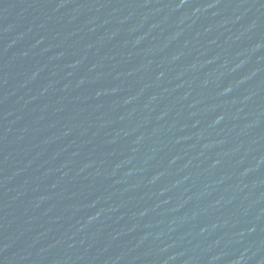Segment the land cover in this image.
<instances>
[{"label": "water", "instance_id": "water-1", "mask_svg": "<svg viewBox=\"0 0 264 264\" xmlns=\"http://www.w3.org/2000/svg\"><path fill=\"white\" fill-rule=\"evenodd\" d=\"M0 264H264V0H0Z\"/></svg>", "mask_w": 264, "mask_h": 264}]
</instances>
